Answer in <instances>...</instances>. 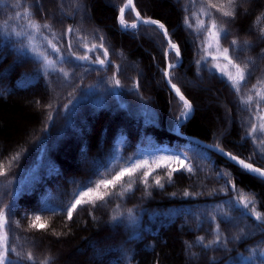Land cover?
I'll return each mask as SVG.
<instances>
[{
	"label": "trees",
	"instance_id": "1",
	"mask_svg": "<svg viewBox=\"0 0 264 264\" xmlns=\"http://www.w3.org/2000/svg\"><path fill=\"white\" fill-rule=\"evenodd\" d=\"M127 2L0 0V163L7 173L0 176V209L20 254H10L12 264H264V223L250 211L264 213V180L175 133L183 108L165 81L168 42L160 28H130V11L123 28ZM136 2L141 17L161 22L179 47L172 82L195 107L182 134L264 169V133L249 135L264 123V100L253 90L264 80V37L255 25L264 0L240 4L235 19L208 8L209 0ZM202 8L227 32L220 49L247 64L239 93L210 56L218 57L200 28L201 20L208 24ZM169 61L179 62L174 53ZM249 95L252 103H243ZM163 147L186 154L193 171L148 157ZM141 161L132 177L101 187L107 195L95 207H78L72 220L61 211L91 181ZM241 195L252 201L249 209L238 204ZM37 215L46 228L31 226Z\"/></svg>",
	"mask_w": 264,
	"mask_h": 264
},
{
	"label": "snow or ice",
	"instance_id": "2",
	"mask_svg": "<svg viewBox=\"0 0 264 264\" xmlns=\"http://www.w3.org/2000/svg\"><path fill=\"white\" fill-rule=\"evenodd\" d=\"M248 0H220V2L217 3H211V0L208 2V8H215L217 12H219L223 17H228L235 19L236 16V10L239 7L240 4L246 3ZM17 3H20V0H17ZM132 0H128V4H126L124 7L120 9V23L122 26L127 27V24L124 20V10L125 7H128L131 5ZM202 14L206 17H208V24L207 26L205 25L204 21H200V28L207 33V35L214 39L217 44L219 45V42L221 39H226L227 38V32L225 31L224 28L219 27L217 24L216 18L212 16V14L207 11V9L202 8ZM21 13L16 14V18H20ZM23 16L25 18L30 19L31 18V13L29 11H25L23 13ZM137 16L139 17V14L137 13ZM143 23H150V24H157L160 29L164 30V36L167 38L168 37V32L164 28L163 24H159L158 21L151 20V19H145ZM186 23H188L187 18H186ZM255 25L259 28V34L261 37H264V13H261L260 16L257 17V20L255 22ZM32 30L34 31H39L41 28V25L32 22L28 25ZM43 28H48L50 29L49 24H44L42 26ZM132 27H136L135 24L132 25ZM189 27H192L191 23H189ZM14 34L19 36V32H15ZM68 33H72L73 29L69 27L67 29ZM101 43L99 47L101 49H104L103 55L106 57L108 55L107 49L104 48L103 45V38L100 37ZM232 45L236 46L239 42L235 39L232 40ZM248 42L245 41V44ZM52 50L54 52H58L59 49L55 47V45H51ZM211 45H209L210 47ZM96 45L92 46V49L90 50H95ZM168 47L176 53V56L178 57L180 55V50L179 47L169 39L168 41ZM219 51H222L223 57L225 60L228 61V63L235 69L236 75L233 76L231 74L228 75V79L232 82L233 88L239 93L240 87L242 82L246 78V70H247V64H245L243 67L239 63H236L235 60L229 55V49L228 48H223V49H218ZM38 55L43 57V60L46 64V66L55 68V63L52 60H49L48 57L43 54V53H37ZM167 55V52L165 53ZM77 59H88L87 56L84 57H77ZM213 59H216V57H213ZM99 63L101 65L104 64L103 60H99ZM169 69L173 67V65L168 66ZM62 71V69H59ZM64 76L67 78L68 73L64 72ZM165 76L170 77V72L165 71ZM169 84L171 85L172 89L175 91L177 97L179 98L180 101H182V108L183 111H181V116H187L190 114L192 105L191 103L185 98L181 90L172 82V80L169 78ZM259 85L260 87H258ZM257 85H253V90L255 91V94L257 97H259L260 100H264V80H259L257 81ZM115 86L119 87L120 86V81L117 79L115 80ZM243 103L245 104H250L252 103V96L249 95L246 99L242 100ZM50 107V105H49ZM259 107V105H258ZM259 119L261 121H264V116H260ZM259 131L260 133H264V123H261L259 127L257 125L253 124L251 127V130L249 132V135H252ZM261 143H264V140L261 141ZM220 151L223 152V149H220ZM225 155L229 156L230 159L237 161L243 168L247 169L250 172L256 173L261 177H264V169L254 167L250 163H245L244 160H238V158L230 153H224ZM18 155L13 157V160L18 159ZM168 159H174V160H180V157H171ZM155 162V161H154ZM180 163L183 167H185V170L188 172H192L193 169L190 166H185L183 160H180ZM146 164V161H141V162H133L129 166L122 168L118 173H116L111 179H106L101 177L99 180L96 181H91L89 184L85 185L83 189L78 191L77 193L74 194V200L70 202L64 209H61L63 211L68 220H72L73 218V213L77 211L78 207L83 208L85 205H92L95 207L97 201H104L105 200V195L106 193H101L100 189L101 187L103 188H108L109 185L115 186L117 182L121 181L125 176L132 177L135 172H137L140 168L144 167ZM178 169H174L176 171ZM7 173L5 171V165L3 163H0V176H5ZM150 175L149 172H144L143 173V178L144 182L147 183V177ZM169 179H171V175H169ZM134 183V181L129 180V184ZM157 185H160V181H156ZM233 190H235V186H233ZM252 203V201L247 200L241 195V199L238 201V204H242L245 209H249V205ZM255 215V219L259 222L264 223V213L257 212L255 208L250 209ZM41 220V217L39 215L35 216V221L31 225L33 228L39 227L40 229H44L47 227L46 224L43 223H38ZM9 216L8 212L4 209H0V264H12V261L10 260V254H16L20 255L17 253V250L15 247H13L10 244V237H9ZM17 224L19 222H16ZM216 243H219V240L217 239L215 241ZM210 245H205V247H208ZM264 254V253H262ZM29 260H33V256L31 254H28L27 257ZM42 264H50V261L48 259H45L42 261Z\"/></svg>",
	"mask_w": 264,
	"mask_h": 264
},
{
	"label": "water",
	"instance_id": "3",
	"mask_svg": "<svg viewBox=\"0 0 264 264\" xmlns=\"http://www.w3.org/2000/svg\"><path fill=\"white\" fill-rule=\"evenodd\" d=\"M128 11H130V12L132 13L133 18H134V22H133L132 24H130V27H131V28H133V29H139V28H141V27H157V28H159L157 24L143 23V21L145 20V18L141 17V15L139 14V12H138V10H137V2H136V0H132L131 5H129L128 7L125 8V10H124V15H125L126 12H128ZM137 13L139 14V17L137 16ZM158 22H159V21H158ZM133 24H135L136 27H132ZM159 24H162V23L159 22ZM164 28L167 30V32H168V34H169L168 37L166 38V40H167V42H168L169 39H170V33H169L168 29H167L165 26H164ZM161 31L164 33V30H163V29H161ZM171 52H173L174 55H176V53H175L174 51H172L170 48L168 49V51H167V67H166V71H169V72H170V77H166V76H165V81H166V84H167V86H168L170 92H171V93L176 97V99L182 104V101L179 100V98L177 97L175 91L172 89L171 85H170L169 82H168V81H169V78L172 80L171 72H172L175 68H177V67H179V66L181 65V62H182V61H181V54L178 56L179 63L173 65V67H171V68L169 69L168 66L171 64L170 61H169V54H170ZM164 75H165V73H164ZM183 95H184V94H183ZM184 96H185V95H184ZM185 98H186V96H185ZM186 99H187V98H186ZM187 100H188V99H187ZM188 101H189V100H188ZM189 102H190V101H189ZM190 103H191V102H190ZM191 105H192V103H191ZM194 114H195V107L192 105V109H191L190 114L187 115L186 117L184 116V117L181 119V121L178 123V125H177V127H176V132H175L177 135H180V136L184 137L185 139H187L188 141H190V142H192V143H195V144H197V145H199V146H201V147H203V148H205V149H207V150H209V151L215 153L216 155L222 157L224 160H226L227 162L231 163L232 165H234V166H236V167L242 169L243 171H245V172H247V173H249V174H251V175H254V176H256V177H258V178L264 180V177H261V176H259V175L256 174V173H253V172L248 171L247 169L243 168V167H242L237 161L230 159L229 156H227V155L224 154V153H230L229 151H226L225 149L221 148L220 146H218V145H216V144H211V143H208V142H206V141H203V140H201V139H199V138H197V137H192V136H188V135H183L182 132H181L183 126H184L186 123H188V122L190 121V119L194 116ZM220 149H223V152L220 151ZM230 154H232V153H230ZM232 155H234V154H232ZM234 156H236V155H234ZM236 157L238 158V160H244V159H242V158H240V157H238V156H236ZM244 161H245V163H250V162H247L246 160H244ZM250 164H252V163H250ZM252 165H253L254 167L260 168V167H258V166H255L254 164H252ZM261 169H262V168H261Z\"/></svg>",
	"mask_w": 264,
	"mask_h": 264
},
{
	"label": "rangeland",
	"instance_id": "4",
	"mask_svg": "<svg viewBox=\"0 0 264 264\" xmlns=\"http://www.w3.org/2000/svg\"><path fill=\"white\" fill-rule=\"evenodd\" d=\"M122 27L126 28L125 26H122ZM209 48L213 49L216 52L215 54L218 56V57H216V59H214V61H216L215 67L217 68L218 72L222 76L226 77L227 79H228V75L229 74L235 76L236 75L235 69L228 63L227 60L224 59L223 53H222V51L218 50V49H220V47H219V45L217 44V42L214 39H213V42L211 43V46ZM210 56L215 57V55H210ZM183 117L184 116H181V119ZM181 119H180V121H181ZM177 156L180 157V160H183L185 166L192 167L190 159H189V157L186 154L180 153V152H177V151H174V150H171V149H168L166 147H163V148H160L158 150L152 151L148 155V157L150 159H154L156 161H159L161 164L169 167L173 171H174V169H178L176 171L188 172V171L185 170V167H183L181 165L180 160L168 159V158L177 157Z\"/></svg>",
	"mask_w": 264,
	"mask_h": 264
}]
</instances>
